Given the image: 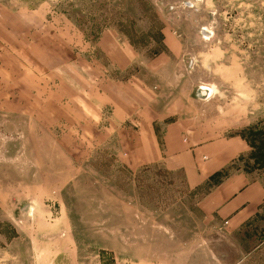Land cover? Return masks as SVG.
<instances>
[{
    "label": "rangeland",
    "instance_id": "374dc122",
    "mask_svg": "<svg viewBox=\"0 0 264 264\" xmlns=\"http://www.w3.org/2000/svg\"><path fill=\"white\" fill-rule=\"evenodd\" d=\"M108 31L135 52L122 72L97 45ZM9 48L14 64L0 67V264H264L255 250L264 210L233 232L207 201L239 171L264 183V0H0V62ZM137 80L159 108L176 100L178 116L222 122L186 126L185 144L228 129L250 153L190 187L171 159L155 163L146 139L59 126V113L78 120V104L109 123L119 82Z\"/></svg>",
    "mask_w": 264,
    "mask_h": 264
},
{
    "label": "crops",
    "instance_id": "0c3cea01",
    "mask_svg": "<svg viewBox=\"0 0 264 264\" xmlns=\"http://www.w3.org/2000/svg\"><path fill=\"white\" fill-rule=\"evenodd\" d=\"M97 45L118 71L122 72L136 61L132 48L125 43H120L117 34L113 32H105ZM8 56V63L0 62V67L14 64V48L8 49ZM119 83L121 84L119 92L110 96L114 98L109 104L114 107L109 123L102 124V127L99 126L102 122L100 119L102 110L92 114L89 109L80 107L78 104L77 114L72 113L73 117L78 120L66 119L59 113V126H68L73 130L82 127L89 132H94L97 136L101 137L103 134L106 141L116 139L117 142H128V140L144 142L143 140L146 139L151 145V156L155 163L160 161L163 163L165 158H168L166 161L171 159L174 166L172 169L182 171L190 187L205 184L213 176H218L228 170L250 153L251 147L246 140L238 134L228 135V129L225 133L221 130L223 133L209 137V141L202 138L198 145L193 142L185 144L184 137L187 128L191 129L189 131H192L193 127L209 128L215 131L222 122L219 125L210 121L202 123L196 116L190 114L189 110L183 111L178 116L181 108L176 106L178 104L176 100L173 105L159 108L156 106L157 96L151 90H144L143 84L140 88V81ZM150 95H153L154 99L149 104L143 105L151 98ZM103 101H106L105 98ZM197 121L201 124L196 125ZM208 200L212 201L211 208L216 209L217 216L223 222L225 221L227 228L233 232L239 231L261 217L264 210V183L253 181L249 174L239 171L215 186ZM209 207L210 204L205 205L203 210L208 212ZM258 249L264 251V240L255 250Z\"/></svg>",
    "mask_w": 264,
    "mask_h": 264
}]
</instances>
